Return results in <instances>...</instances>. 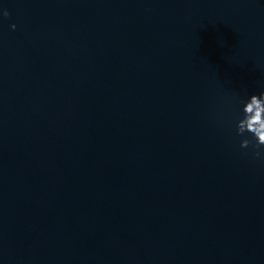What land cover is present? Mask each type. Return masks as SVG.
<instances>
[{
    "label": "water",
    "instance_id": "1",
    "mask_svg": "<svg viewBox=\"0 0 264 264\" xmlns=\"http://www.w3.org/2000/svg\"><path fill=\"white\" fill-rule=\"evenodd\" d=\"M261 92L264 0H0V264H264Z\"/></svg>",
    "mask_w": 264,
    "mask_h": 264
},
{
    "label": "clouds",
    "instance_id": "2",
    "mask_svg": "<svg viewBox=\"0 0 264 264\" xmlns=\"http://www.w3.org/2000/svg\"><path fill=\"white\" fill-rule=\"evenodd\" d=\"M3 15L7 17L9 13L5 10ZM15 25H12L13 30ZM244 118L239 121L237 134L243 135L244 133H251L253 139H243L240 143L241 148H249L252 146L254 156L264 160V92L259 95H251L249 100L244 104L243 107ZM253 140L255 143H253Z\"/></svg>",
    "mask_w": 264,
    "mask_h": 264
}]
</instances>
